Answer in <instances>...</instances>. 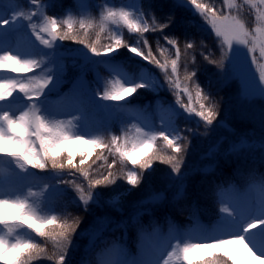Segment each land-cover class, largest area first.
Segmentation results:
<instances>
[{"label": "rangeland", "instance_id": "obj_1", "mask_svg": "<svg viewBox=\"0 0 264 264\" xmlns=\"http://www.w3.org/2000/svg\"><path fill=\"white\" fill-rule=\"evenodd\" d=\"M62 1L42 0L41 11L43 15H53L61 24L63 20L72 18L75 21L74 28L79 30L81 36H83L84 30L79 29V21H91L93 27L88 30L87 39L89 42L96 41L97 34H99L98 47L110 44L112 42L111 36L117 32H122L124 38L127 31L126 26L122 23L113 24L111 21L107 22L103 32L100 31L98 25L102 13L104 14L106 11L105 6L115 9L125 8L133 13V17L140 14L147 20L145 12L142 10V0H70L64 6ZM232 2L235 6L233 13L242 19L237 0H232ZM187 5L197 13L188 3ZM224 6L222 10L227 12V6L225 4ZM262 7L264 9V6ZM14 11H22L28 14L35 13L37 9L31 6L30 0H0V20L9 18ZM32 23L39 27L42 21L39 18H34ZM62 27L66 28V25H62ZM0 36L5 38L3 46L0 47V52L8 49L12 50L13 54L21 55L22 59L41 60L42 66L47 71L52 72L53 81L45 92L42 107L48 115H54L56 118L65 121H72L73 125L77 126L76 131L88 139L92 138L94 134H103L105 131L122 135L125 128L132 129L133 125L143 128L144 132L153 130L179 131L185 135L188 126H192L198 121L195 116H188L179 105H176L175 99H170L165 95L167 83L164 82L162 71L129 51L127 47L107 55H96L78 40H57L49 48L39 43L29 22L23 18L16 21L10 20L8 25L0 26ZM45 38H48L47 34H45ZM240 47L247 48L246 45H240ZM166 49H170V46ZM145 51L147 50L145 49ZM170 51L174 50L170 49ZM158 53L160 52L158 51ZM168 58L170 60L172 57L169 55ZM251 58V53L242 49L238 63L234 66L229 62L233 75L240 83L242 92L241 72L247 74L248 79L257 89L264 88V82L259 81L262 68L260 66L257 70L255 64L251 63ZM114 68L118 71L114 72ZM36 74L40 75L41 73L36 70ZM114 76H119L126 84L142 80L148 86L139 88L134 94L121 101L106 99L100 93L105 90V87L110 89L113 86V82L116 80ZM169 93L174 96L172 90ZM256 96L264 98V95L259 93L251 97ZM8 102L10 103L4 108L19 110L26 104L22 95H16ZM4 108L0 107V110ZM173 112L175 113L174 124L169 120ZM132 132L134 134V129ZM230 133L231 130L205 154L204 161L196 168L200 175L210 172L219 155L224 154L229 146L243 144V137L229 136ZM80 146L82 145H77V147ZM163 147V140L158 137L156 148L161 149ZM110 161L111 156L109 157ZM130 167L136 168L132 165ZM152 167L147 171L150 172ZM58 175L56 173L46 174L44 171L35 169L22 173L12 169L7 158L0 157V195H10L25 186L31 185L34 186L33 190L38 193V197L43 199L45 210L59 213V202L64 200L61 199V196L76 202L81 201H79V193L75 187L62 186L56 181ZM186 177L182 176L177 180L175 191H177V186L181 181L184 183V188L176 196L183 193ZM117 183L119 184V182ZM44 184H47V188L40 191L39 187ZM138 188V186L129 185L126 181L121 189L108 195V198H102L99 193L93 192L94 199L90 203L112 208L117 212L119 220L104 215L91 223L87 231L88 242L85 252L88 261H85V264H158L159 257L167 258L164 254L171 250L170 245L176 243L173 236L179 235L183 239L185 233H191L192 238L185 242L196 244L209 242L207 238L213 235L211 230L218 223L219 217L223 215L220 203L221 195L224 197L236 196L238 207L244 209L247 214L256 215H260L259 205L256 202L264 195L260 191L259 183H251L239 193L229 190L222 191L217 195L219 205L214 218L202 220L197 215L190 219L191 223L187 224L182 231L172 229L165 238L156 235L147 238L141 237L131 249L126 241L107 237V235L113 230L117 229L118 232L122 230L120 226L123 222L122 219L130 213L129 211H132L134 216H139L167 202L166 195L162 192L153 193L143 200L142 196L141 199L129 201V197H132V193L137 192ZM130 205L129 210L123 209V206L128 207ZM240 217V213L237 212L234 220L228 219L231 224L236 225ZM257 230L260 232L261 238L250 240L259 251L261 247H264V226ZM31 235L35 238V234ZM130 251H134L137 259H134ZM36 264H53V262L41 257ZM169 264H180V262L172 258Z\"/></svg>", "mask_w": 264, "mask_h": 264}, {"label": "snow or ice", "instance_id": "obj_2", "mask_svg": "<svg viewBox=\"0 0 264 264\" xmlns=\"http://www.w3.org/2000/svg\"><path fill=\"white\" fill-rule=\"evenodd\" d=\"M178 4H183L185 0H176ZM187 3L198 13L203 22L210 26V30L215 37L219 39L218 58L213 59V53H201L200 58L193 57L195 61L194 67L202 64H214L218 69L223 71L220 73L219 83L227 84L230 76L225 72L226 63L231 62L234 66L238 63L242 49L248 53H252L251 63H258L260 58H264V28L257 24L254 32L246 28L245 22L238 15L233 13L234 4L232 0H223L228 11L225 12L216 7V0H187ZM31 6L35 7V13L22 11H14L9 18L0 20V26L8 25L10 20L16 21L23 18L29 22L32 31L43 46L51 48L57 40H78L79 43L86 47L96 55H107L115 52L118 49L127 47L129 51L141 57L151 65L160 69L163 73L164 82L172 90L175 97V104L188 116H195L198 119L197 123L202 122L205 128L214 126L215 123H221L218 119V103L215 101L211 90H205L199 83H195L197 78L196 71H188L187 62L183 59L184 54L196 47L192 42L184 44V51L181 50V45L176 38H170L167 35L163 36L170 49H165L159 41L156 42L157 49L160 51L163 60L158 58L153 51L152 44L149 38L145 35L149 32L163 30L168 27L172 21V17L167 18V22H158L153 18L151 23L144 19L142 15L137 14L133 17V13L125 8L115 9L108 7L99 20L100 31L103 32L107 26V22L113 24H123L127 28L128 34L133 37V42H128L123 38L122 32H117L111 36V43L98 47L99 34L97 40L89 42L87 36L88 30L93 27L91 21L80 20L79 29L84 30L83 36L79 30L74 28L75 21L72 18L62 21V24L54 18L53 15H43L41 8L43 7L42 0H30ZM256 9V20L258 15H261V7L255 3H249ZM260 6H264L259 2ZM39 18L42 24L38 27L33 24L32 20ZM264 19V15H261ZM62 25H66L63 28ZM259 29V31H258ZM47 34L48 38H45ZM138 36V39H135ZM203 44V41H200ZM240 45H246L247 48H242ZM147 49V51H145ZM259 50V56L255 53ZM168 53L172 58L169 60L165 53ZM0 71L7 73L0 76V81H7L11 84L10 94L4 98H0V102L6 103L16 95H22L26 104L23 108H29L30 113L35 115L37 112L48 115L42 107L46 90L52 84L53 76L51 71H47L41 60L37 59H22L18 53L13 54L12 50L5 49L0 52ZM184 69V76L181 78V69ZM259 81L264 82V66H261ZM170 69V71H169ZM36 70L40 71V75L36 74ZM118 71V69H113ZM31 73V75H29ZM243 82V95L251 97L257 93L264 95V88L257 89L256 86L248 79L246 73H240ZM51 77V79H48ZM119 77V76H118ZM191 82V83H190ZM148 85L142 80L132 84H126L119 77L113 82V86L109 89L105 87L102 92L103 97L110 100L121 101L134 94L139 88L147 87ZM23 89V91H21ZM186 101L185 102V98ZM22 109L4 108L0 111H7L10 117H15L18 111ZM175 113L169 119L174 124ZM198 131L197 129H188L189 133ZM162 138L164 147L156 148L157 138ZM189 136L182 135L179 131L165 132L161 130H153L150 132H141L139 136H128L125 141L131 143L133 141H142L141 146L134 151L125 148L124 144L119 139L113 138L110 143H105L101 138L86 139L80 141H72L62 146L66 150L67 156L64 159V152L61 149H56V154L52 157L53 162L57 164L58 170H68L70 175L79 174L77 179L83 178L87 181V187L73 181L72 185L79 193V201L84 205L90 204L94 199L93 190L101 185H115L118 177H123L124 180L131 186H138L141 183V177L145 171L150 169L154 162H163L170 165L173 173L177 176L181 174L184 164V153L188 148L187 141ZM77 145H82L77 147ZM86 146V147H83ZM99 150V151H97ZM111 161L109 162V157ZM78 157V159H77ZM98 161H102L99 167ZM136 166L135 169L129 166ZM31 163V161H29ZM23 167V166H21ZM104 169V171H100ZM184 188L183 181L177 186V194ZM260 191L264 193V181L260 184ZM221 211L223 215L219 217L218 223L211 230L213 235L207 238L209 242L196 244L185 242L192 238L191 233H185L183 239L179 235L173 236L176 240L174 245H170L171 250L167 251V259L160 256L158 264L164 260V264H169L170 259L174 258L180 264H191L194 259L205 261V264H244L248 259V255L239 244L234 241L243 239L248 247L258 255L264 256V247L259 251L253 245L249 237L253 235L254 230L264 226V195L258 202V211L260 215L248 216L247 212L238 207V198L236 196L220 198ZM237 212L240 213L241 223L236 226L230 223L228 218L235 219ZM79 218L74 221H69L63 224V230L57 237L53 236L55 247L59 250L61 259L58 256H47V259L53 264H65V255L73 240V233L77 231ZM69 233L71 238L69 239ZM38 254L41 249H34ZM39 259L34 260L36 264Z\"/></svg>", "mask_w": 264, "mask_h": 264}, {"label": "trees", "instance_id": "obj_3", "mask_svg": "<svg viewBox=\"0 0 264 264\" xmlns=\"http://www.w3.org/2000/svg\"><path fill=\"white\" fill-rule=\"evenodd\" d=\"M69 1L63 0L62 5H66ZM255 2L263 9L259 5V0H255ZM141 6L150 23L153 18H156L158 22H167V18L172 17L171 23L163 30V33L156 31L145 34L157 57L163 59V56L158 53L157 41L165 49L169 48L166 41L163 40L164 35L176 38L181 45L182 52L186 42L196 45L195 48L189 49L184 54L183 59L187 62L189 72L196 71L195 83H199L205 90H211L218 103V119L221 123H215L214 126L208 128H205L202 122L188 126V129H197L198 131L185 133L189 136L188 148L184 153V164L179 176L172 172L170 165L159 161L154 163L150 172H144L137 192L132 193L133 196L128 200L134 201L141 199L142 196L143 200L153 193L162 192L165 193L167 202L139 216H134V213L129 211L130 213L122 219L123 222L120 225L122 230L118 232L116 229L107 235V237L126 241L131 249L141 237L147 238L156 235L165 238L172 229L182 231L187 224L191 223L190 219L197 215L202 220L214 218L219 205L218 193L226 190L239 193L251 183L261 184L264 181V98L244 96L240 83L233 75L227 61H225V72L230 76L227 84L219 83V75L223 70L218 69L216 65L205 63L193 66L195 63L193 57L199 59L201 53L206 55L211 52L214 54L213 59L218 58L219 39L215 37L198 13H195L187 5V0L183 4H178L176 0H142ZM237 6L246 27L249 31L254 32L257 24L260 23L256 20V9L247 0H237ZM216 7L224 9L223 0H216ZM124 39L133 42V37L127 31L124 34ZM135 39H138V36ZM200 41L204 43L201 44ZM251 55L253 54L251 53ZM255 55L259 56L258 49ZM165 56H169L167 52ZM260 66H264V58H260L255 64L257 70ZM184 74L182 68L181 78ZM170 90L166 86L165 95L170 99H175L169 93ZM184 99L187 102L186 97ZM229 130H231L229 136L243 137V144L229 146L224 154L219 155L214 168L210 172L200 175L196 168L204 161L205 154L218 144ZM101 163L103 162H97L94 167H99ZM128 163L131 166L130 162ZM100 171H104V169H100ZM44 173L59 174L56 181L62 186L74 187L62 183V181L72 180L82 184L85 188L87 187L86 180L77 179L79 174L70 175L68 170H46ZM182 176H187L186 186L183 193L176 196L175 184ZM117 182L115 185L97 186L93 191L99 193L102 198H108V195L121 189L126 180L123 177H118ZM61 199L64 200L59 202V213L79 217L77 231L73 233L72 243L65 255V264H85V261H88L85 252L88 242L87 231L91 223L104 215L119 220L118 214L108 206L96 203H90L88 206L65 196H61ZM126 206H123V209L131 208V205ZM35 239L40 242L39 237H35ZM42 258L47 260V257Z\"/></svg>", "mask_w": 264, "mask_h": 264}, {"label": "clouds", "instance_id": "obj_4", "mask_svg": "<svg viewBox=\"0 0 264 264\" xmlns=\"http://www.w3.org/2000/svg\"><path fill=\"white\" fill-rule=\"evenodd\" d=\"M247 2L255 3V0H247ZM259 2L264 4V0ZM259 11L264 15V9ZM261 15H258L257 19L264 28V19H261ZM11 87L9 82L0 81V98L9 95ZM29 108L18 111L15 117H10L7 111H0V157L7 158L12 169L22 173L31 169L41 172L58 170L57 164L52 159L56 154L55 150L61 149L66 159L67 153L62 148L63 145L88 138L76 131L77 126H74L72 121L58 119L54 115L46 116L39 112L33 115ZM132 129L125 128L122 135L105 131L103 134L92 135L90 139L99 137L105 143H110L113 138H117L125 148L134 151L141 146L142 141L128 143L125 138L139 136L144 130L136 125H133ZM62 183L72 185L73 181L66 180ZM33 188L34 186L28 185L10 195H0V264H33L34 260L50 255L63 258L50 234L58 237L64 223L79 217L48 212L43 206V199L38 197V193ZM39 188L43 191L47 188V184ZM31 234L39 237L40 242ZM71 235L69 233V239ZM234 243L239 244L248 255L244 264H264V256L252 251L243 239ZM36 248L41 249L39 254L34 250ZM160 264H164V260H161ZM191 264H205V261L194 259Z\"/></svg>", "mask_w": 264, "mask_h": 264}, {"label": "bare ground", "instance_id": "obj_5", "mask_svg": "<svg viewBox=\"0 0 264 264\" xmlns=\"http://www.w3.org/2000/svg\"><path fill=\"white\" fill-rule=\"evenodd\" d=\"M4 42H5V38L4 37H2V36H0V47H2L3 46V44H4ZM7 73H4V72H2V71H0V76H3V75H6ZM114 78L115 79H118V77L117 76H114ZM10 102H6V103H3V102H1V108H4V107H7V105L9 104ZM248 216H254V215H256V214H253V213H249V214H247ZM241 223V217L239 218V221L237 222V224H236V226H238L239 224ZM253 238H261V234H260V232L256 229V230H254V233H253V235H251L250 237H249V239H253ZM154 255H157V254H154Z\"/></svg>", "mask_w": 264, "mask_h": 264}]
</instances>
